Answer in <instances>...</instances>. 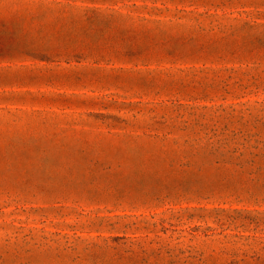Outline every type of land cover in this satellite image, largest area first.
<instances>
[{
	"label": "rangeland",
	"instance_id": "rangeland-1",
	"mask_svg": "<svg viewBox=\"0 0 264 264\" xmlns=\"http://www.w3.org/2000/svg\"><path fill=\"white\" fill-rule=\"evenodd\" d=\"M0 264H264V0H0Z\"/></svg>",
	"mask_w": 264,
	"mask_h": 264
}]
</instances>
